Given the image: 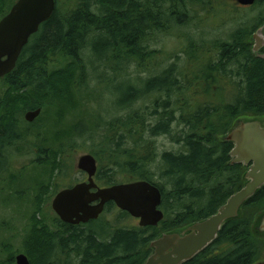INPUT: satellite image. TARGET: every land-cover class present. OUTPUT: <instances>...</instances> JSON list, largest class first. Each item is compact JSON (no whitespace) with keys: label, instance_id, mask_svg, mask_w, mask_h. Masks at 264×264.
Here are the masks:
<instances>
[{"label":"trees","instance_id":"1","mask_svg":"<svg viewBox=\"0 0 264 264\" xmlns=\"http://www.w3.org/2000/svg\"><path fill=\"white\" fill-rule=\"evenodd\" d=\"M1 1L5 5L10 0ZM215 1L56 0L52 17L29 39L14 70L2 79L0 181L11 183L9 188L29 168L26 164L21 172L13 168L16 151L35 152L32 168L37 176L30 185L43 189V180L55 184L62 173L61 156L66 150L70 153L79 147L74 142L64 150V141L88 137L102 186L147 180L162 192L164 219L158 226L121 225L119 221L130 216L122 210H118L117 223L102 215L80 225L56 218L60 222V264H143L153 239L210 216L243 186L246 168L229 163L233 144L219 136L239 117L264 116V58L252 53L250 40L264 22V0L246 8V18L228 39L213 41L216 51L210 55L211 49L188 36L191 43L183 53L192 62L189 73L179 65L181 54L165 53L151 43L156 33L187 25L193 18L192 7L202 3L210 9ZM259 6L260 12L255 9ZM173 55L176 61L159 67ZM58 56L68 58V63L49 71ZM89 62L96 63V70L104 68L112 74L101 72L107 83L122 79L112 90V108L90 113L95 121L90 127L83 116L75 123L68 118L78 112L76 97L81 92L89 98L93 95ZM132 64L136 66L134 76L128 70ZM147 71V77L138 73ZM196 83L204 85L202 90L192 89ZM217 84L218 91L211 92ZM202 93L219 97L196 102V95ZM139 101L143 104L136 106ZM39 107L41 117L27 122L25 113ZM46 115L51 116L50 122L44 120ZM161 135H168L180 148L158 152L156 138ZM116 207L109 202L105 211ZM252 208L256 209L251 217ZM263 209L264 187L244 205L241 217L224 225L211 246L184 264H253L262 258L264 240L253 236L251 224ZM32 239L35 264H57V231L37 227Z\"/></svg>","mask_w":264,"mask_h":264},{"label":"water","instance_id":"2","mask_svg":"<svg viewBox=\"0 0 264 264\" xmlns=\"http://www.w3.org/2000/svg\"><path fill=\"white\" fill-rule=\"evenodd\" d=\"M256 0H237L242 5H252ZM56 9V0H18L0 21V77L16 67L23 47L36 33L41 23L49 20ZM250 40L253 53L264 47V24ZM42 108L28 110L24 117L33 122ZM223 142L233 144L230 164H243L246 168L243 186L231 194L215 213L186 226L166 231L153 239L148 247L150 254L143 264H184L211 246L224 225L243 215V207L264 187V116L237 118L229 130L219 136ZM78 169L88 174V179L63 188L54 196L52 208L61 221L77 225L98 219L109 202L139 219V226H158L164 219L160 188L147 181L135 180L101 187L95 181L98 160L91 153L80 156ZM251 232L264 240V209L256 213ZM17 264H31L28 256L20 253ZM253 264H264V257Z\"/></svg>","mask_w":264,"mask_h":264},{"label":"rangeland","instance_id":"3","mask_svg":"<svg viewBox=\"0 0 264 264\" xmlns=\"http://www.w3.org/2000/svg\"><path fill=\"white\" fill-rule=\"evenodd\" d=\"M15 1L16 0H10L7 1L5 5L1 4L0 14L7 12L10 9L11 4ZM235 1L236 0H216L213 3V8L211 6L212 9H209V5L206 6L202 3L192 7L193 18L187 25H174L168 31L158 32L153 35V42L151 41L153 48L162 49L165 53L181 54L179 65L184 67L185 72L189 73V68L193 67L191 66L192 62L189 63L190 59L188 58L187 60V56L183 53V50L187 49L191 43L189 39L187 40V37L191 35L198 42L196 44H203L205 49H211L209 55L212 54L213 51H216L213 41L216 39H228L230 33H232L240 24L242 18H246V8L244 10L243 8L236 7ZM255 9H259L258 12H260V6ZM255 14H257V10ZM53 56L55 57V55ZM53 61L54 62L50 63L49 66L47 64L49 71L53 69H60V67L65 66L68 63V58H62L60 60V56H58ZM173 61H176L174 55L168 57V59L160 64L159 67L162 68L167 66ZM95 65L96 63L92 64L89 62L87 67L90 88L93 89L92 97L89 98L87 95L84 96V93L81 92L80 95L76 97L78 103L80 104L77 108L79 109L78 112L76 114L73 112V115L69 114L68 116L69 120L74 123L80 116H83L88 127L92 126V124L94 125L95 123L93 118L90 116V113L98 109L105 110L112 108V100L114 99V96L111 94L112 90H114L116 84L122 82L121 79L119 80V83H107L104 75L102 77V73L106 71L104 68L96 70ZM135 69V64H132L128 68L131 73L130 76L135 75ZM153 70L157 71V68ZM138 73L142 77H147L150 74L148 71ZM106 74L109 73L106 72ZM109 75L112 76L111 73ZM222 81L227 83L226 80ZM227 81L232 84V82L228 79ZM203 86L204 85L202 84L198 85V83H196V86L192 87V89H197L199 91L202 90ZM2 87L3 83L0 81V94ZM218 87L219 85H214L210 88V91L217 92ZM228 90L230 91L229 87ZM89 94L91 96V93ZM230 95L231 94L229 92L226 98L228 99ZM218 97L219 95L217 93H202L199 95L197 94V99L195 100L196 102H204L208 98L216 99ZM142 104L143 102L139 101L136 106H141ZM125 112L127 111H124V113ZM110 115H112V113H110ZM40 117L41 116H38L37 118L39 119ZM51 119L50 115H46L44 118L46 122H50ZM60 127L62 126L60 125ZM101 133H103V130ZM86 139L76 137L69 139V141H67V139L64 141V148H62L64 150L67 148L68 144L74 142V144L79 145V147L76 150H71L70 153H67L66 150V152L61 156L63 164L62 173H60L59 177H56L55 184L53 183V180L50 183L48 180H41L42 184L46 186V188L43 189L39 187L40 185L38 184L30 185L32 177L37 176V173L33 171L34 168H32V161L37 158L35 152H26L24 150L20 151L21 153L18 151L15 152L17 155L14 157L15 160L13 161V168L19 172H21L20 170H22V167L25 164L28 165L29 168L25 170V173L22 172V175L16 180L17 184L13 188H9L11 183L7 180L0 181V264H17L16 256L20 253L26 254L31 262L35 264L37 260V253H35L36 249L33 245L34 241L32 239L35 228L44 227L45 231L53 233V231L59 227V222L56 219L59 216L52 208L54 196L59 190L82 182L87 177V175L82 170L78 169L77 166L81 155L91 153L90 149L93 147V142L89 140L88 137H86ZM156 139L158 152L160 153L164 150L176 151L181 146L179 143L172 141L168 135H161ZM37 150L38 149H36V151ZM50 160L54 162V155H51ZM57 162L59 163L60 159H58ZM8 178L9 177H7V179ZM58 180H60L59 185H57ZM96 181L100 185L102 184V182H99L97 178ZM38 194H41V199L39 200L41 201L40 205H37L40 196H38ZM6 197L8 199H6ZM255 209L256 208H252V210H250L251 217L255 213ZM118 210L120 211V209L116 207L112 212L105 211L102 214V219L110 220L112 223H117L116 220H118L117 217L119 216ZM34 215L37 216L36 219L34 218ZM119 222L121 225L139 226V219L132 216L127 218L125 217Z\"/></svg>","mask_w":264,"mask_h":264},{"label":"flooded vegetation","instance_id":"4","mask_svg":"<svg viewBox=\"0 0 264 264\" xmlns=\"http://www.w3.org/2000/svg\"><path fill=\"white\" fill-rule=\"evenodd\" d=\"M1 1V0H0ZM18 0H16L14 3H12L11 4V7H10V9L6 12V13H4V15L2 16V14H0V21L2 20V18H4L9 12H10V10L12 9V7L14 6V4L17 2ZM235 5H236V7H238V8H243V9H245V8H250L251 6H253L254 4H252V5H242V4H240V3H238L237 2V0L235 1ZM0 6H1V4H0ZM0 11H1V7H0ZM60 19V18H59ZM48 21V20H47ZM46 22V21H45ZM45 22H43V23H41V25L39 26V29L41 28V26H43V24L45 23ZM264 24V22L260 25V26H258V28L259 27H261L262 25ZM257 28V29H258ZM39 29H38V31H39ZM256 29V30H257ZM255 30V31H256ZM37 31V32H38ZM254 31V32H255ZM36 32V33H37ZM254 32L252 33V35L254 34ZM36 33H34V34H36ZM34 34H32L31 36H30V38L34 35ZM251 35V36H252ZM251 36H250V38H251ZM29 38V39H30ZM29 41V40H28ZM253 43V42H252ZM254 44V43H253ZM253 46V45H252ZM25 47V46H24ZM23 47V48H24ZM251 50H252V47H251ZM22 51H23V49H22ZM22 53V52H21ZM252 53H253V51H252ZM255 56H257V57H261V58H264V47L263 48H261V50L259 51V52H257V53H253ZM20 56H21V54H20ZM20 56H19V58H20ZM19 60V59H18ZM18 62V61H17ZM17 65V64H16ZM7 76V74L6 75H4V76H2V77H0V81H2V79L3 78H5ZM86 175H87V177H86V179L84 180V181H86L87 179H88V174L86 173V172H84ZM97 174V173H96ZM95 180H96V175H95ZM83 182V181H82ZM97 182V181H96ZM98 183V182H97ZM98 185L99 186H101L99 183H98ZM101 187H104V186H101ZM90 222V221H89ZM88 223V222H87ZM81 224H86V223H81ZM77 225H80V224H77ZM56 231H57V233H58V253H57V257H56V263L57 264H60V222H59V227H57V229H56ZM29 258V257H28ZM30 260V259H29ZM30 262H31V260H30ZM36 263V262H35ZM31 264H33L32 262H31Z\"/></svg>","mask_w":264,"mask_h":264}]
</instances>
